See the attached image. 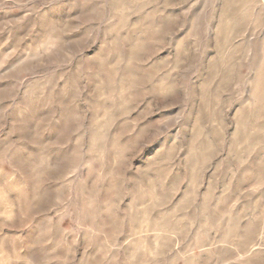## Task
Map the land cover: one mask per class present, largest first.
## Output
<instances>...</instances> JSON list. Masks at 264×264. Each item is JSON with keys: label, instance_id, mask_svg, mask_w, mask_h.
<instances>
[{"label": "rangeland", "instance_id": "rangeland-1", "mask_svg": "<svg viewBox=\"0 0 264 264\" xmlns=\"http://www.w3.org/2000/svg\"><path fill=\"white\" fill-rule=\"evenodd\" d=\"M0 264H264V0H0Z\"/></svg>", "mask_w": 264, "mask_h": 264}]
</instances>
